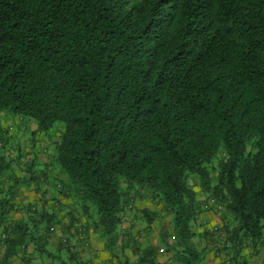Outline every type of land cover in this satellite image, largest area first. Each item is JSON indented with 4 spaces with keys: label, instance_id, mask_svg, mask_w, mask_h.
<instances>
[{
    "label": "trees",
    "instance_id": "trees-1",
    "mask_svg": "<svg viewBox=\"0 0 264 264\" xmlns=\"http://www.w3.org/2000/svg\"><path fill=\"white\" fill-rule=\"evenodd\" d=\"M129 216H169L161 242L180 264L205 257L196 223L226 264L264 246V0H0V264L29 246L91 264L69 241L89 246V229L114 256Z\"/></svg>",
    "mask_w": 264,
    "mask_h": 264
},
{
    "label": "crops",
    "instance_id": "crops-1",
    "mask_svg": "<svg viewBox=\"0 0 264 264\" xmlns=\"http://www.w3.org/2000/svg\"><path fill=\"white\" fill-rule=\"evenodd\" d=\"M4 121L5 123L7 122L8 124H12L9 121V118L7 116H4ZM14 155V154H12ZM39 158L42 160H46V155L42 152L38 153ZM19 174L17 176H21L22 173L18 170H14L12 174ZM9 175V174H8ZM52 178L50 180V185H48L49 189H54L53 184H52ZM13 181L7 180L4 184L5 186H9L10 183ZM20 191V196L24 195L22 198L23 199L22 203H26L29 199H27V196H25V193L27 194L28 190H25L24 183H21L19 185ZM32 193L30 192L29 196ZM19 196V197H20ZM29 198V197H28ZM61 199L67 203V205H73V201L70 199H66L64 197H61ZM52 205V204H50ZM52 207V206H50ZM23 211L15 212L13 214V217H20L21 213ZM81 218V217H80ZM128 220L126 222V226H128V230L126 233H124L123 237H119L117 240L116 245L114 246L113 249V255L111 256L110 253L106 250L104 241L99 238L98 234L94 233L92 229L88 230V244L89 246L83 247V244L80 243V240L77 239L78 235L73 233V236L70 237V242L71 243H76L78 244V249L82 251V257H84V260L90 261L91 264H139L138 262V257H137V252H136V246L139 244H151L155 250L157 251V261L160 264H180L176 258L172 257V253L167 251L166 249H163L162 246H158L157 244V238H158V233L157 231L151 227H145L143 228L140 226V224H137L133 221L132 218H125V220ZM66 219H63V223L65 224ZM81 222H85L84 218H81ZM203 221H208V224H216L217 221V215H215L212 212H204L199 216V224ZM58 225V224H57ZM65 226V225H64ZM198 226V225H197ZM196 226V231L198 232L197 236L192 239L193 243H199V246H195L194 248L196 249H202L204 248V259L200 260L199 264H224L223 263V258L219 257L214 254V251L211 249V244L204 239L202 234V227L197 228ZM73 231V230H72ZM63 232V226H56L54 232L52 233L50 237V242H49V248L51 250H55L59 241L62 239V241H65V236L62 233ZM74 232V231H73ZM125 232V230H124ZM130 232V233H128ZM201 233V234H199ZM80 245V247H79ZM202 246V247H201ZM199 247V248H198ZM245 250L242 251V256L244 257V260L248 262V264H263L264 262V246H259L257 248L251 249L248 246H245ZM3 248L0 249L2 251ZM27 252L29 253V262L25 264H51V261L47 259L44 256H40L39 254H36L33 250V247L29 246L27 249ZM1 253V252H0ZM1 255V254H0ZM223 259V260H222ZM248 259V260H247Z\"/></svg>",
    "mask_w": 264,
    "mask_h": 264
},
{
    "label": "rangeland",
    "instance_id": "rangeland-1",
    "mask_svg": "<svg viewBox=\"0 0 264 264\" xmlns=\"http://www.w3.org/2000/svg\"><path fill=\"white\" fill-rule=\"evenodd\" d=\"M5 173H7V171H5ZM5 173H4V174H5ZM142 202H143V201H142ZM92 210H93V213H94L93 215H95L94 218H97V215H96L97 212H96L95 208H92ZM210 212H212V211H210ZM212 213H214L215 215H217L215 212H212ZM217 216H219V215H217ZM168 220H170V218H169V216H166V219H164L163 221H164V223L166 224V223L168 222ZM217 220H218V217H217ZM198 221H199V220H197V222H198ZM164 223H162L161 228L163 227ZM153 225H154V229L157 231V233H158V235H159V234H160V233H159V230L161 231V228L159 227V229H158V226H159V225L157 226L156 223H154ZM197 225H198V223L195 224V227H194V228H196ZM164 226L166 227V225H164ZM199 227H200V226L198 225L197 228H199ZM156 241H157L158 246H162V248L165 249V247H164L165 245H163L162 242H161V241H162V240H161V234L158 236V238H157ZM194 245H195L196 247H197V246L200 247V244H199V243H194ZM48 247H50V246L48 245ZM199 247H198V248H199ZM201 247H202V246H201ZM222 260H223V259H222ZM240 260H241V258H240ZM247 260H248V259H247ZM223 263L226 264V262H225L224 260H223Z\"/></svg>",
    "mask_w": 264,
    "mask_h": 264
},
{
    "label": "built area",
    "instance_id": "built-area-1",
    "mask_svg": "<svg viewBox=\"0 0 264 264\" xmlns=\"http://www.w3.org/2000/svg\"><path fill=\"white\" fill-rule=\"evenodd\" d=\"M214 205H216V201L214 199H210L209 201H207L205 203L204 207L207 209V208H210V207H212ZM219 208H221V205H219ZM210 231L214 232V233H218L217 237L219 239V242H222L223 237L221 236V232L218 231L217 226H211L210 227Z\"/></svg>",
    "mask_w": 264,
    "mask_h": 264
}]
</instances>
